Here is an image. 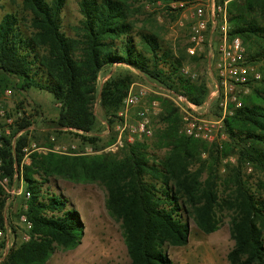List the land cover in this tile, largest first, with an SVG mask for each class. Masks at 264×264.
Returning a JSON list of instances; mask_svg holds the SVG:
<instances>
[{"label":"trees","instance_id":"1","mask_svg":"<svg viewBox=\"0 0 264 264\" xmlns=\"http://www.w3.org/2000/svg\"><path fill=\"white\" fill-rule=\"evenodd\" d=\"M129 1L133 0H81L83 19L71 38L62 28L67 0H23L32 14L30 35L18 15L8 13L0 18V89L12 85L21 91L36 89L53 95L61 105L59 116L46 123L55 133L94 131L96 84L104 69L115 66H126L167 93L202 105L209 95L206 82L185 77L182 69L188 59L196 62L204 57L190 58L186 49L175 57L163 51L158 37L150 33H140L137 42L133 36L135 8ZM185 1L145 0L149 5L168 7ZM242 1L227 6L230 36L242 40L250 64L262 65V77L248 84L250 93L241 98L242 106L225 120L237 158L236 164L225 166L229 173L222 176L218 152L179 134L180 110L172 100L162 104L160 121L166 128L160 139L167 141L169 151L160 161L143 141L128 146L120 158L35 153L21 176L27 139L21 137L15 147L11 140L2 139L0 179L12 181L18 173L25 181L29 196L25 216L32 224V238L12 249L0 264H46L56 248L80 246L85 230L80 214L69 209L63 197L43 191L53 178L98 182L105 187L106 208L121 223L131 264H175L165 246L189 244L185 214L202 233L211 235L220 229L225 212L230 214L234 241L229 264H264V0ZM161 64L169 66L167 71ZM134 84V73L111 77L105 83L100 102L110 124ZM17 126L19 134L31 123L23 119ZM204 152L209 153L208 159L202 158ZM248 167L259 176L256 184L251 183L253 178H245ZM223 187L224 195L220 193ZM5 208L6 193L0 185V230L7 227Z\"/></svg>","mask_w":264,"mask_h":264},{"label":"rangeland","instance_id":"2","mask_svg":"<svg viewBox=\"0 0 264 264\" xmlns=\"http://www.w3.org/2000/svg\"><path fill=\"white\" fill-rule=\"evenodd\" d=\"M47 1L51 2V0ZM80 1L67 0L62 13L63 32L71 38L75 37L76 28L79 27L83 19L80 13ZM220 1L224 5L226 0ZM235 1L243 2L242 0ZM129 3H132L135 8L133 17L135 30L133 36H135L137 42H139L138 35L140 33H150L158 37L163 51H169L175 57L180 50L184 52L185 49L190 58L195 56H198V58L204 57L196 62H191L188 59L184 68L197 75L198 83L206 82L210 94L213 90L208 69L210 42L207 41L202 51H199L195 56L190 55L188 52L191 46L190 33L194 26L193 12L200 4V0H186L181 2L184 4L183 7L178 3L176 9L171 7L173 4L170 7L162 3L149 5L145 0H133L132 2L129 1ZM1 5L0 18H3L8 13L18 15L25 25L23 30L30 35L28 26L30 25L32 14L25 9L23 0H4ZM227 15L229 21L228 10ZM218 37L216 36V38ZM254 66L262 77L260 70L262 65ZM162 67L165 68V71L169 68V66L161 64L160 68ZM126 73H134L135 84L132 86L133 91L143 90L146 93L142 100L129 110V120L131 123L136 124L143 119H147L152 130V136L140 140L137 139L133 144H128L124 140L122 147L113 148L118 141V133L115 127L119 122V114L125 110V101L128 96L117 113L114 119L115 122L110 124L109 120L105 119V110L100 102V94L105 83L111 77L117 78L120 74ZM11 82L19 83L18 79H12ZM96 89L94 105L96 123L94 131L90 134L73 130L55 133L49 129L46 122L56 121L61 108V105L55 101L53 95L36 89L21 91L13 88L12 85L0 89V149H2L3 145L2 139L11 140L12 146L14 143L16 146V142L21 137L27 139L21 176H23V167L30 165L31 156L35 153L39 155L53 153L69 157L111 156L120 158L128 150V146L134 145L136 142L146 141L149 152L158 161L165 158L169 148L167 147V141H161L160 139L166 128V125L161 123L160 116L163 111L162 104L167 101L171 102L169 93L164 91L152 79L133 72L126 66L104 69L99 75ZM249 93V89H241L237 94V100L241 102V98ZM222 102L223 105H221ZM225 107L224 101H216L210 107L208 114H203V116L198 118L218 123L221 121ZM235 109L236 103H233L231 99L228 102L230 113L227 114L226 119L233 116V110ZM187 117L189 116L180 111L179 134L201 141L210 150L215 151V153L218 152L219 157L222 159L221 173L222 176H226L229 172L225 166L236 164L237 161L236 152L231 145L232 140L225 128L226 119L220 125L212 124V141H203L187 135L186 127L188 123L185 120ZM23 119H29L31 127L18 134L17 124L20 125ZM214 146L216 147L215 150ZM208 157L209 153L204 152L202 158L208 159ZM244 175L246 179L253 178L250 180L253 184H256L259 179V176L255 175L249 167L244 172ZM4 179H0V185L6 193L5 225L10 228V234L7 231V227L0 230V233L3 234L0 237V263L4 261L12 249L27 243L24 240L25 237H30V240L32 238L31 229L22 222V218L26 217L25 213L29 199L26 194L27 185L22 178L15 176L12 181L8 179V183L3 187ZM12 189H14V194H12ZM43 191H48L50 194L59 195L66 199L68 208L74 209L80 214L85 227L84 236L78 248L74 250L56 248L46 264H131L122 234L121 223L113 218L106 208L108 194L102 184L98 182L80 184L61 178H53L43 186ZM220 193L224 195V187L220 189ZM221 217L222 224L220 229L211 235H205L198 229L193 218L185 214L186 221L190 227L189 244L185 247L166 245L165 250L171 260L175 264H229L227 257L234 248V241L230 234V214L225 212ZM35 238H38V236H35ZM7 240L13 243L8 253L5 246Z\"/></svg>","mask_w":264,"mask_h":264},{"label":"built area","instance_id":"3","mask_svg":"<svg viewBox=\"0 0 264 264\" xmlns=\"http://www.w3.org/2000/svg\"><path fill=\"white\" fill-rule=\"evenodd\" d=\"M231 1L234 0H226L223 5L219 4L220 0H200V4L193 12L194 26L190 33L191 46L188 49L189 54L195 56L199 51H202L207 41L210 42L208 69L213 90L206 101L202 105L197 106L183 96L168 94L176 107L189 116L185 119L188 123L186 127L187 135L203 141L213 140V125L222 124L227 114L230 113L228 102L232 99L233 103H236V108H240L242 103L237 100L238 92L241 89H248V84L251 81H259L261 79L257 68L248 61L242 40L230 36L227 4ZM179 5L181 7L184 6L182 3ZM177 6L178 3H175L171 7L176 9ZM216 36L219 37L216 38ZM182 74L192 80L198 78L196 74L186 68L182 69ZM145 95L146 93L143 90L134 92L133 87L131 88L125 101V110L119 114V122L115 127L118 133V141L113 148L122 147L124 140L128 144H133L137 139L140 140L152 136V130L147 119H143L136 124L131 123L129 120V110L137 105ZM219 100L224 101L226 106L220 122L213 123L198 118L203 116V114H208L210 107ZM221 105H223V102ZM13 147H15V143ZM15 176L18 177L19 174L17 173ZM8 181V179H4L3 187ZM12 194H14V189H12ZM22 222L29 229L32 228V224L27 217H23ZM7 229L10 234V228L7 227ZM1 236H3L2 233H0ZM24 240L29 242L30 237H25ZM5 246L8 253L13 243L7 240Z\"/></svg>","mask_w":264,"mask_h":264}]
</instances>
